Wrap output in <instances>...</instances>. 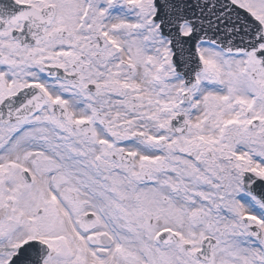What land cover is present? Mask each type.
<instances>
[{
    "label": "snow or ice",
    "instance_id": "6c2138e0",
    "mask_svg": "<svg viewBox=\"0 0 264 264\" xmlns=\"http://www.w3.org/2000/svg\"><path fill=\"white\" fill-rule=\"evenodd\" d=\"M0 264H264V0H0Z\"/></svg>",
    "mask_w": 264,
    "mask_h": 264
}]
</instances>
